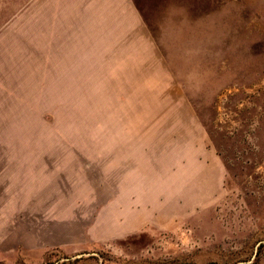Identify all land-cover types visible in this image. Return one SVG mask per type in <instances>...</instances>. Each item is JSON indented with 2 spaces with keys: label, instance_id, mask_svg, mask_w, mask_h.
I'll list each match as a JSON object with an SVG mask.
<instances>
[{
  "label": "rangeland",
  "instance_id": "374dc122",
  "mask_svg": "<svg viewBox=\"0 0 264 264\" xmlns=\"http://www.w3.org/2000/svg\"><path fill=\"white\" fill-rule=\"evenodd\" d=\"M0 264H264V0H0Z\"/></svg>",
  "mask_w": 264,
  "mask_h": 264
},
{
  "label": "crops",
  "instance_id": "0c3cea01",
  "mask_svg": "<svg viewBox=\"0 0 264 264\" xmlns=\"http://www.w3.org/2000/svg\"><path fill=\"white\" fill-rule=\"evenodd\" d=\"M212 163L210 166L206 167H195V168H188V173H190L191 176L196 177L197 181L200 182L202 186H197L191 185L192 189H196L198 191L203 190V191H208V190H213L217 184V181L220 180L221 178V168L220 166H216V161L215 159H211ZM206 183V186H204ZM209 185V186H207ZM212 186V187H211Z\"/></svg>",
  "mask_w": 264,
  "mask_h": 264
}]
</instances>
